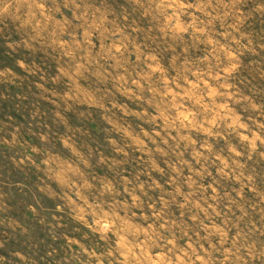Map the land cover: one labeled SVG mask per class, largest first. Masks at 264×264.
<instances>
[{
	"label": "rangeland",
	"instance_id": "1",
	"mask_svg": "<svg viewBox=\"0 0 264 264\" xmlns=\"http://www.w3.org/2000/svg\"><path fill=\"white\" fill-rule=\"evenodd\" d=\"M0 264H264V0H0Z\"/></svg>",
	"mask_w": 264,
	"mask_h": 264
}]
</instances>
